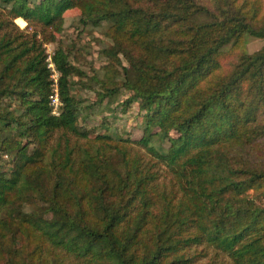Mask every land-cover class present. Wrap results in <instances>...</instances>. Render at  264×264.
Listing matches in <instances>:
<instances>
[{
    "label": "trees",
    "instance_id": "1",
    "mask_svg": "<svg viewBox=\"0 0 264 264\" xmlns=\"http://www.w3.org/2000/svg\"><path fill=\"white\" fill-rule=\"evenodd\" d=\"M74 8L105 22L96 102L136 103L137 139L79 121L83 72L45 47ZM249 38L264 0H0V264H264V45Z\"/></svg>",
    "mask_w": 264,
    "mask_h": 264
},
{
    "label": "rangeland",
    "instance_id": "2",
    "mask_svg": "<svg viewBox=\"0 0 264 264\" xmlns=\"http://www.w3.org/2000/svg\"><path fill=\"white\" fill-rule=\"evenodd\" d=\"M64 29L57 34V42L45 45L46 51L51 54L57 44L65 47L71 61L82 72L83 76L73 86V93L82 98L86 107L80 115V123L91 133H110L123 138L137 139L142 135V114L136 103L123 107L121 101L126 94H121L114 100L97 101L98 80L107 70V58L102 53L103 48L110 44L104 35L105 22L99 25H84L80 22V11L76 8L64 13ZM19 27L26 24L15 21ZM264 45V39L249 38L246 50L250 53L259 50ZM235 55H228L223 60L225 66L229 65Z\"/></svg>",
    "mask_w": 264,
    "mask_h": 264
},
{
    "label": "built area",
    "instance_id": "3",
    "mask_svg": "<svg viewBox=\"0 0 264 264\" xmlns=\"http://www.w3.org/2000/svg\"><path fill=\"white\" fill-rule=\"evenodd\" d=\"M48 60L50 61V58H48ZM49 66L53 67L52 63H49ZM52 77L53 78L56 77V74L54 73ZM51 104L53 106V112L57 113V109L60 103H59L58 94H57L56 89H54V94L51 96Z\"/></svg>",
    "mask_w": 264,
    "mask_h": 264
}]
</instances>
